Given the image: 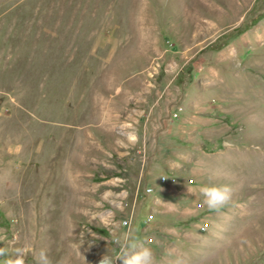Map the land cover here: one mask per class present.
<instances>
[{
	"label": "rangeland",
	"instance_id": "rangeland-1",
	"mask_svg": "<svg viewBox=\"0 0 264 264\" xmlns=\"http://www.w3.org/2000/svg\"><path fill=\"white\" fill-rule=\"evenodd\" d=\"M129 228L264 264V0H0V248L122 264Z\"/></svg>",
	"mask_w": 264,
	"mask_h": 264
},
{
	"label": "clouds",
	"instance_id": "clouds-1",
	"mask_svg": "<svg viewBox=\"0 0 264 264\" xmlns=\"http://www.w3.org/2000/svg\"><path fill=\"white\" fill-rule=\"evenodd\" d=\"M204 197V203L210 210H217L229 204L233 197V189L230 185H207L201 189ZM0 256H7L5 264H26L24 249L16 248L14 254L8 255L6 248H0ZM122 261V264H156L152 250L138 242L131 228L128 229V237L121 247L116 260ZM36 264H52L49 258L48 250L41 248L36 256ZM100 264H113L108 256H104ZM171 264H182L181 259L177 258Z\"/></svg>",
	"mask_w": 264,
	"mask_h": 264
},
{
	"label": "trees",
	"instance_id": "trees-1",
	"mask_svg": "<svg viewBox=\"0 0 264 264\" xmlns=\"http://www.w3.org/2000/svg\"><path fill=\"white\" fill-rule=\"evenodd\" d=\"M249 26H250L249 24L243 25V27H242V29H240V31H244V30L248 29Z\"/></svg>",
	"mask_w": 264,
	"mask_h": 264
}]
</instances>
